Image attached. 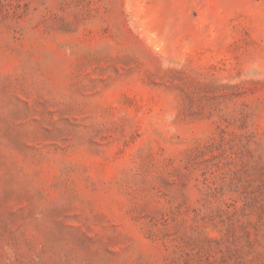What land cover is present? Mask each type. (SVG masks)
<instances>
[{
    "label": "rangeland",
    "instance_id": "1",
    "mask_svg": "<svg viewBox=\"0 0 264 264\" xmlns=\"http://www.w3.org/2000/svg\"><path fill=\"white\" fill-rule=\"evenodd\" d=\"M0 264H264V0H0Z\"/></svg>",
    "mask_w": 264,
    "mask_h": 264
}]
</instances>
